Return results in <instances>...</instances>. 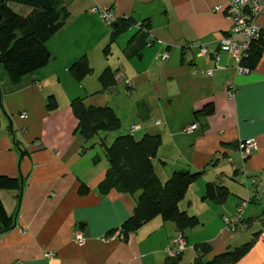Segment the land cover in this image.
I'll return each mask as SVG.
<instances>
[{
  "label": "crops",
  "instance_id": "crops-1",
  "mask_svg": "<svg viewBox=\"0 0 264 264\" xmlns=\"http://www.w3.org/2000/svg\"><path fill=\"white\" fill-rule=\"evenodd\" d=\"M226 1L63 0L69 16L46 42L51 53L48 64L17 82L0 65V174L22 180L21 190H0L13 219V227L0 232V264H164L165 248L179 233L187 242L182 264L193 262L194 246L200 242L209 245L205 255L209 259L252 237V246L234 264H264V240L254 236L264 230V47L250 72H236L234 60L219 49L230 21L214 7H224ZM92 6H108L116 17L148 22L149 31L143 36L133 26L105 52L111 27L89 11ZM14 8L24 14L30 10ZM257 22L264 30V9ZM200 45L208 50L204 56L198 53ZM164 51L169 56L156 81V55ZM82 55L92 67L90 74L96 71L91 86L85 81L88 75L76 81L69 72L71 63ZM106 66L116 69V82L102 91L98 73ZM208 69L211 75L203 72ZM174 77L179 80L177 89L171 86ZM126 79L132 83L130 90ZM48 95L57 100L54 110L46 108ZM75 97L86 106H110L120 118L118 132L100 134L99 141L109 144L116 135L130 133L132 124L140 126L132 132L137 139L144 133L160 134L158 160L152 163L161 182L177 170L201 171L178 206L202 226L218 215L233 214L241 199L250 198L243 213V233L228 231L217 219L216 229L201 236L193 228L179 231L173 222L156 216L126 240H102L130 216L139 192L99 191L108 161L101 146V153L93 151L98 141L86 144L76 131L77 119L70 107ZM130 98L133 109L124 116L122 107ZM164 99H170L168 106ZM207 102H212L213 112L196 115ZM23 111L26 118L19 117ZM157 119L162 124L155 125ZM193 123L195 128L186 132ZM246 139H255L257 149L243 156L237 145ZM85 145L88 148L82 150ZM250 176L256 183L245 186ZM207 182L228 189L224 202L203 197ZM81 183L89 187L84 195L77 192ZM76 228L83 231L82 245L73 240Z\"/></svg>",
  "mask_w": 264,
  "mask_h": 264
},
{
  "label": "trees",
  "instance_id": "trees-1",
  "mask_svg": "<svg viewBox=\"0 0 264 264\" xmlns=\"http://www.w3.org/2000/svg\"><path fill=\"white\" fill-rule=\"evenodd\" d=\"M16 5L30 10L26 14L21 13L15 10ZM68 16L63 0H0V65L12 82H17L22 76L32 74L48 64L51 53L46 42L66 24ZM136 22L138 21L131 17H117L116 21L109 24L111 27L109 39L103 50L106 52L111 42L135 26ZM140 22V27L135 26L136 32L144 36L148 33L150 24L143 20ZM263 47L264 43L261 41L254 43L248 55L242 58L241 64L250 70L253 69L260 59ZM91 71L92 67L86 55L80 56L69 66V72L76 81H81ZM115 73L116 69L110 66H106L99 73L98 82L102 91L115 84ZM130 89L131 87L128 88ZM46 100L48 110L57 107L54 95H48ZM70 107L77 119L76 131L84 138L86 144L100 131L117 132L121 128V120L110 106H86L82 98L75 97L71 100ZM213 110L212 102H207L196 111V115H209ZM161 142L160 134L151 133H144L139 139L132 133L118 134L109 144L104 139L99 141L108 161L104 178L97 186L99 191L106 193L110 188H114L128 194L139 192L132 213L120 225L123 240L156 216H160L164 221L173 222L179 231L192 228L198 222L196 216L180 210L178 203L184 198L189 185L197 179L201 171L177 170L161 182L152 163ZM86 148L88 145L83 146L82 150ZM21 188L20 178L0 174V190H21ZM88 191L89 187L84 183H81L77 190L80 195ZM228 193L225 186L207 182L203 197L222 203ZM11 227H13V219L7 214L0 199V232L7 231ZM113 232L114 229L107 234ZM258 234L256 232L254 236L257 237ZM254 240L255 237H252L251 240L217 253L209 259L205 258L209 252V245L200 242L194 246L196 256L192 263L234 264L245 255ZM180 260L181 254L175 258L167 257L164 264H182Z\"/></svg>",
  "mask_w": 264,
  "mask_h": 264
},
{
  "label": "built area",
  "instance_id": "built-area-1",
  "mask_svg": "<svg viewBox=\"0 0 264 264\" xmlns=\"http://www.w3.org/2000/svg\"><path fill=\"white\" fill-rule=\"evenodd\" d=\"M264 9V0H227L224 7L216 5L214 11H223L224 16L230 21V27L228 31L222 35L219 39V49L227 52L235 62L236 72L239 74H246L250 72V69L241 64L243 57H246L249 53L251 46L257 41L264 43V30L258 24L257 17ZM90 12L96 13L99 18L106 24H111L116 21V16L108 6H92L89 9ZM141 22L135 23L136 27H140ZM208 52L206 46L200 45L198 53L200 56H204ZM169 56L167 51L158 53L156 58L166 61ZM217 56L214 55V65L217 66ZM207 75L212 74V69L204 70ZM125 85L129 88L132 87V83L129 79L125 80ZM232 96L233 93L229 92ZM20 118H26L27 113L21 112ZM162 124L161 119L155 120V125ZM195 123L188 126L185 130L190 132L195 128ZM140 126L132 124L129 127V132L132 133ZM238 150L243 156L251 154L257 149V141L255 139H246L238 142ZM251 184L256 183V179L253 176L249 177ZM256 196V195H255ZM250 198H244L239 201L236 206V210L233 214L223 215L222 221L224 226L230 232H235L245 226L243 213L250 202ZM73 240L76 244L82 245L85 242L83 231L76 228L72 231ZM115 238H123V234L120 229L118 231L108 234L102 238V240H111ZM258 239L264 240V230L259 232ZM187 247V242L183 234L179 233L177 236L169 242L165 248L166 256L168 258H175L181 254ZM46 257L51 258L52 253H46ZM191 264H193L191 262Z\"/></svg>",
  "mask_w": 264,
  "mask_h": 264
},
{
  "label": "rangeland",
  "instance_id": "rangeland-1",
  "mask_svg": "<svg viewBox=\"0 0 264 264\" xmlns=\"http://www.w3.org/2000/svg\"><path fill=\"white\" fill-rule=\"evenodd\" d=\"M96 52H98V50L97 51H92V52H90V55H95V53ZM93 58H95V57H93ZM92 62H94V68H95V70H96V66H97V60H92ZM165 61H162L161 59H159V60H157V61H155V66H154V71H155V73H156V75H155V77H153L154 78V80H156V81H158V79H159V77H158V75H157V71H159V69L160 68H162V66L165 64L164 63ZM175 64V66H177V62H175L174 63ZM165 66V65H164ZM201 70V69H200ZM96 72V71H95ZM94 72V73H95ZM101 72V71H100ZM94 73H92V74H88V80L86 79L85 81H86V83H88V85L89 86H91V84L92 83H94ZM99 74V73H98ZM161 74H163V75H166V72L165 71H162V73ZM93 77V78H92ZM93 79V80H92ZM161 79H163L162 77H161ZM172 80H173V82L172 83H175L174 85L171 83V86H173V89H174V86L176 87V89H177V84H178V82H179V80H178V78L177 77H174V78H172ZM96 83V82H95ZM172 89V90H173ZM68 90H70L69 88H68ZM95 95V94H94ZM96 97H100L99 95L98 96H96ZM47 99V98H46ZM133 99V98H132ZM132 99L130 98V100L127 102V104H125L122 108H123V110L124 111H121L122 112V114L125 116L126 115V111L127 112H129L130 111V109H133V107L131 108L130 107V105H131V101H132ZM165 101H163L164 103H165V106H168L169 105V103H168V100H170V99H164ZM171 105H174L173 103H170ZM128 105V106H127ZM130 108V109H129ZM134 108H135V106H134ZM116 132V131H115ZM118 132V131H117ZM99 134H96L94 137H93V139H91L90 140V142L89 143H92L93 141H98V144L97 145H95L94 146V152L95 153H101V147H100V145H99V135L101 134V135H105L106 133H114V132H105V131H100V132H98ZM102 137H104V136H102ZM157 160H158V158L156 157L155 159H154V163H157ZM248 180H249V177H248ZM247 184H249V185H254V184H251V182H250V180L248 181V183L247 182H245L244 183V185L245 186H247ZM259 195V194H258ZM257 195V196H258ZM231 206V203H229L228 204V207H230ZM222 217L223 216H217V218L212 222V223H210L209 225H204V226H202V224H201V222L199 221V219H198V222L196 223V225L194 226V227H192L193 229H194V231H198V233H199V235H201V236H206V235H210L211 234V232L212 231H214L215 229H216V224L218 223L217 222V219L218 220H221L222 221ZM222 223H223V221H222ZM223 225H224V223H223ZM192 228H188L189 230L190 229H192ZM246 228V225L245 226H243L241 229H239V230H237V231H235V232H233V233H243L242 232V230H244Z\"/></svg>",
  "mask_w": 264,
  "mask_h": 264
},
{
  "label": "water",
  "instance_id": "water-1",
  "mask_svg": "<svg viewBox=\"0 0 264 264\" xmlns=\"http://www.w3.org/2000/svg\"><path fill=\"white\" fill-rule=\"evenodd\" d=\"M1 1H3V0H1Z\"/></svg>",
  "mask_w": 264,
  "mask_h": 264
}]
</instances>
